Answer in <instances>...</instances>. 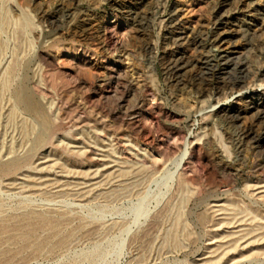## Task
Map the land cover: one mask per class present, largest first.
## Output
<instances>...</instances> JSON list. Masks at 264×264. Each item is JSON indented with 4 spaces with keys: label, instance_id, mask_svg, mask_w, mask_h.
<instances>
[{
    "label": "rangeland",
    "instance_id": "374dc122",
    "mask_svg": "<svg viewBox=\"0 0 264 264\" xmlns=\"http://www.w3.org/2000/svg\"><path fill=\"white\" fill-rule=\"evenodd\" d=\"M0 264H264V0H0Z\"/></svg>",
    "mask_w": 264,
    "mask_h": 264
},
{
    "label": "bare ground",
    "instance_id": "6f19581e",
    "mask_svg": "<svg viewBox=\"0 0 264 264\" xmlns=\"http://www.w3.org/2000/svg\"><path fill=\"white\" fill-rule=\"evenodd\" d=\"M1 20H2V19H1ZM25 23H26V20H25ZM24 25H25V24H24ZM105 30H106V29H105ZM28 31H29V30H28ZM258 92H259V91H256V93H258ZM256 95H257V94H256ZM258 95H259V94H258ZM260 95H261V94H260ZM17 99H18L20 102L25 103V99H24V96H23L22 94L17 95ZM22 103H21V104H22ZM221 106H222V105H221ZM217 108H218V107H217ZM222 112H223V111H222ZM224 113H225V112H224ZM186 146H187V145H186ZM184 149H186V148H184ZM187 150H188V149H187ZM184 152H185V151H184ZM186 154H188V153L185 152V153L183 154V156L180 155V156H182V158H180L181 160H180V159H179V160L182 161V160H183V157L185 158V155H186ZM178 158H179V157H178ZM178 158H177V159H178ZM179 160H178V161H179ZM183 161H184V160H183ZM181 164H182V162H181ZM178 165H179V163L177 164V166H178ZM179 166H181V165H179Z\"/></svg>",
    "mask_w": 264,
    "mask_h": 264
}]
</instances>
